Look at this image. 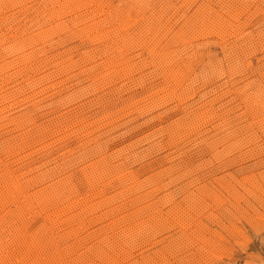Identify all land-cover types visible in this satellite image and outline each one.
Returning a JSON list of instances; mask_svg holds the SVG:
<instances>
[{
  "label": "rangeland",
  "instance_id": "1",
  "mask_svg": "<svg viewBox=\"0 0 264 264\" xmlns=\"http://www.w3.org/2000/svg\"><path fill=\"white\" fill-rule=\"evenodd\" d=\"M0 205V264H264V0H0Z\"/></svg>",
  "mask_w": 264,
  "mask_h": 264
},
{
  "label": "bare ground",
  "instance_id": "2",
  "mask_svg": "<svg viewBox=\"0 0 264 264\" xmlns=\"http://www.w3.org/2000/svg\"><path fill=\"white\" fill-rule=\"evenodd\" d=\"M51 1V0H50ZM86 1V0H85ZM250 1V0H249ZM10 2V1H9ZM94 2H95V0H94ZM65 3V2H64ZM98 3V2H97ZM169 3V2H168ZM17 4V3H16ZM222 4V3H221ZM91 5V4H90ZM200 5V4H199ZM62 6H64V5H62ZM86 6V5H85ZM76 7V6H75ZM88 7V6H87ZM206 7V6H205ZM257 10V9H256ZM140 13V12H139ZM66 14H68V12L66 13ZM252 15V14H251ZM257 15V14H256ZM77 16V15H76ZM136 16V15H135ZM220 31V30H219ZM225 35V34H224ZM223 36V35H222ZM81 37V36H80ZM116 39V38H115ZM129 40V39H128ZM222 41V40H221ZM20 42V41H19ZM115 42V41H114ZM122 44V43H121ZM21 45V44H20ZM36 45V44H35ZM16 46H17V44H16ZM110 47V46H109ZM21 48V47H20ZM108 48V47H107ZM116 49V48H115ZM127 49V48H126ZM122 50V49H121ZM25 53V52H24ZM128 53V52H127ZM13 54V53H12ZM38 54V53H37ZM6 55V54H5ZM29 55V54H28ZM115 55V54H114ZM122 55V54H121ZM124 55V54H123ZM24 56V55H23ZM87 60V59H86ZM108 61V60H107ZM111 61V60H110ZM118 61V60H117ZM79 62V61H78ZM77 62V63H78ZM42 63V62H41ZM83 63V62H82ZM65 65V64H64ZM120 65V64H119ZM81 66V65H80ZM74 68V67H73ZM176 69V68H175ZM91 70V69H90ZM177 70V69H176ZM62 71V70H61ZM67 72V71H66ZM11 80V79H10ZM39 84V83H38ZM13 86V85H12ZM31 88V87H30ZM60 91V90H59ZM183 94V93H182ZM40 95V94H39ZM8 96V95H7ZM13 108V107H12ZM59 108V107H58ZM5 111V110H4ZM3 111V112H4ZM14 113V112H13ZM26 114V113H25ZM132 114V113H131ZM16 119V118H15ZM27 124V123H26ZM11 148V147H10ZM79 148V147H78ZM31 154V153H30ZM85 159V158H84ZM102 159V158H101ZM99 162H100V160H99ZM103 164V163H102ZM96 165V164H95ZM94 165V166H95ZM92 166V165H91ZM89 167V166H88ZM106 167V166H105ZM92 167H90V169H91ZM96 169V168H95ZM94 170V169H93ZM92 170V171H93ZM103 170V169H102ZM99 171V170H98ZM107 171V170H106ZM80 172V171H79ZM84 173V172H83ZM48 176V175H47ZM45 177V176H44ZM90 177V176H89ZM87 178V177H86ZM4 180V179H3ZM63 181H65V180H63ZM71 181V180H70ZM87 182V181H86ZM97 183V182H96ZM73 185V184H72ZM90 185V184H89ZM2 186V185H1ZM15 186V185H14ZM66 186V185H65ZM44 187V186H43ZM14 188V187H13ZM42 188V187H41ZM94 188V187H93ZM17 189V188H16ZM51 189V188H50ZM56 189V188H55ZM72 189V188H71ZM70 189V190H71ZM87 189V188H86ZM2 190V189H1ZM62 190V189H61ZM36 191V190H35ZM45 191V190H44ZM59 191V190H58ZM68 191V190H67ZM88 191V190H87ZM46 192V191H45ZM57 192V191H56ZM61 192V191H60ZM89 192V191H88ZM4 193V192H3ZM49 193V192H48ZM15 194V193H14ZM43 194H44V192H43ZM42 193H41V195L43 196V199H44V197H45V195H47V193L46 194H44L43 195ZM52 194V195H51ZM51 194H49V196H53L54 194L53 193H51ZM2 195H4V194H2ZM16 195H17V192H16ZM24 195V194H23ZM63 195V194H62ZM71 195V194H70ZM40 196V195H39ZM42 196H40V197H42ZM48 196V197H49ZM18 197V196H17ZM31 197H32V195H31ZM47 197V196H46ZM45 197V198H46ZM54 197V196H53ZM52 197V198H53ZM34 198H36V196L34 197ZM55 198V197H54ZM70 198H72V197H70ZM95 198V197H94ZM15 199V198H14ZM22 199V198H21ZM25 199V198H24ZM31 199V198H30ZM43 199L41 200V201H43ZM65 199V198H64ZM40 200V199H39ZM48 200H50V199H48ZM47 200V201H48ZM56 200V199H55ZM118 200V199H117ZM120 200V199H119ZM17 201V200H16ZM40 201V202H41ZM54 201V200H53ZM20 202V201H19ZM46 202V201H45ZM59 202V201H58ZM88 202V201H87ZM49 203V202H48ZM53 203V202H52ZM57 203V202H56ZM70 203V202H69ZM68 203V204H69ZM25 204V203H24ZM57 204H59V203H57ZM67 204V203H66ZM71 204V203H70ZM20 205H22V204H20ZM32 204H30V207L28 208V209H30L32 206H31ZM37 205V204H36ZM43 205V204H42ZM46 205V204H45ZM53 205V204H52ZM63 205V204H62ZM71 205H73V203L71 204ZM1 206V205H0ZM55 206V205H54ZM64 206V205H63ZM2 207V206H1ZM25 207H26V205H25ZM43 207V206H42ZM48 207V206H47ZM59 207V206H58ZM60 207H61V205H60ZM65 207V206H64ZM70 208H71V206H69ZM39 208V207H38ZM57 208V207H56ZM62 208V207H61ZM43 209V208H42ZM48 209V208H47ZM50 209V208H49ZM58 209V208H57ZM64 209V208H63ZM65 209H66V207H65ZM53 210H55V209H53ZM60 210V209H59ZM30 211H31V209H30ZM46 211H48V210H46ZM52 212V211H51ZM56 212V211H55ZM61 212H62V210H61ZM61 212H58L59 214L61 213ZM50 213V212H49ZM35 214V213H34ZM47 215V214H46ZM5 216V215H4ZM49 216V215H48ZM38 217V216H37ZM47 217V216H46ZM50 217V216H49ZM56 217H58V216H56ZM100 217V216H99ZM51 218V217H50ZM53 218V217H52ZM55 219H57V218H54V220ZM13 221H15L14 219H12ZM59 221V220H58ZM86 221V220H85ZM56 222H57V220H56ZM97 222V221H96ZM16 223V222H15ZM26 223V222H25ZM28 223H30V225L27 227L28 229H26V231L24 232V236L23 235H21V236H23V238L22 237H19V235H18V237H16V239H13V241H12V244H11V246H12V250H11V254H10V264H17L18 262H23V260H25L26 262H29L30 264H31V261H33V260H38L39 261V263H37V264H59V260L56 258V257H52L53 255L52 254H50V253H48V254H50V256H44L45 255V253H47V252H45L44 253V248L45 247H47V246H43V244H44V240L42 239L43 237H42V232L43 233H45V230L43 231L42 229H43V227L40 229V228H38L37 229V225L35 224V225H33V223H32V221H29ZM27 223V224H28ZM83 224V223H82ZM94 224V223H93ZM33 226H35L36 227V229H34L33 230ZM14 227H16V225L14 226ZM21 227V226H20ZM17 229V228H16ZM16 230H15V228H14V231H13V233L15 232ZM20 231L21 230H19V233H20ZM18 232V231H17ZM99 232V231H98ZM12 233V232H11ZM12 233V234H13ZM14 235H15V233H14ZM16 235H17V233H16ZM48 235V234H47ZM12 236V235H11ZM46 236V235H45ZM50 237V236H49ZM49 237H48V239H49ZM15 238V237H14ZM12 239V238H11ZM44 241V242H43ZM51 241V240H50ZM52 242V241H51ZM3 243V242H2ZM48 243V242H47ZM2 246V245H1ZM50 246H52V245H50ZM53 248V247H52ZM46 249V248H45ZM49 249H50V247H49ZM47 250V249H46ZM55 250V249H54ZM54 250L53 251H51V252H53L54 253ZM57 250V249H56ZM5 254V253H4ZM57 254V253H56ZM6 256H7V254H6ZM6 256H3L2 257V259L4 260L5 259V257ZM57 257H58V255H57ZM9 258V257H8ZM25 262V263H26ZM35 262V261H34ZM62 263V262H61ZM60 263V264H61ZM19 264V263H18ZM35 264V263H34Z\"/></svg>",
  "mask_w": 264,
  "mask_h": 264
}]
</instances>
